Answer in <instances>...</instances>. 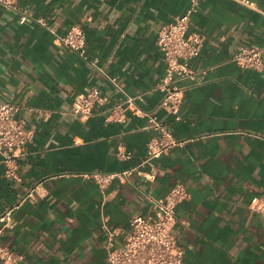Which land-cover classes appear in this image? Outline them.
<instances>
[{
	"label": "crops",
	"instance_id": "crops-1",
	"mask_svg": "<svg viewBox=\"0 0 264 264\" xmlns=\"http://www.w3.org/2000/svg\"><path fill=\"white\" fill-rule=\"evenodd\" d=\"M251 1L199 0L188 32L201 33L203 44L189 61L195 80L181 81L190 87L178 114L160 105L158 29L191 0H20L29 11L24 23L0 4V101L19 104L34 130L16 157L17 178L5 175L0 154V212L13 207L14 220L0 242L21 256L12 264H109V240L123 244L133 214L152 213L150 196L177 181L189 193L172 228L185 264H264L263 216L250 206L264 205V70L233 60L240 44L264 45V0ZM40 17L60 34L79 24L86 55L56 45ZM93 86L105 103L80 119L71 104ZM142 92L136 110L106 119L110 105ZM148 115L183 142L143 162L147 142L160 135ZM135 166L103 189L86 175Z\"/></svg>",
	"mask_w": 264,
	"mask_h": 264
},
{
	"label": "built area",
	"instance_id": "built-area-1",
	"mask_svg": "<svg viewBox=\"0 0 264 264\" xmlns=\"http://www.w3.org/2000/svg\"><path fill=\"white\" fill-rule=\"evenodd\" d=\"M238 1L254 5L251 0ZM0 4L17 12L20 23L26 22L29 18V11L20 4V0H0ZM198 4L199 0H191L184 12L176 14L170 22L161 24L158 29V46L164 56L166 72L156 88L164 92L160 105L173 114H178L184 92L190 87V85L182 84L181 81L185 78L195 80L197 74V70L190 66L189 61L200 53L203 35L199 32L189 33L188 27L191 15L197 10ZM37 21L52 33L56 45L80 55H86V34L79 24L72 25L60 34L56 27L44 18H37ZM233 60L242 67L264 70V45L255 47L240 44L233 54ZM93 62L96 64L97 58ZM107 78L115 87L122 90L115 77L107 76ZM144 94L145 92L134 95L125 94L123 100L107 108L106 119L121 120L127 110H136L134 105L137 101L143 100ZM105 100L100 88L93 86L74 97L70 112L80 119H87L93 114L94 108L104 104ZM20 109L21 106L15 102L0 101V154L5 163V175L14 178L18 177L16 157L23 154L27 145L34 140V130L27 126L24 116L18 115ZM27 111L49 113L48 110L38 107H28ZM148 116L149 126L158 130L160 135L147 142L146 157L143 162H148L170 146L183 142L175 139L155 116ZM118 155L129 158L131 152L119 150ZM133 170H137V166L111 172L92 171L86 175L103 189L115 179L126 180ZM146 177L152 179L154 174L149 173ZM38 186L39 184L30 190L27 196H32ZM188 195L186 185L182 181H177L164 196H150L154 205L153 212L148 215L133 214L124 242L120 246H114L112 240H109L107 244L109 264H185L184 250L177 243L172 228L177 222L175 207ZM254 202L255 199L250 206L262 213L264 223V205ZM12 209L13 207L7 206L0 212V237L14 224ZM0 258L5 263L12 264L21 256L0 242Z\"/></svg>",
	"mask_w": 264,
	"mask_h": 264
}]
</instances>
